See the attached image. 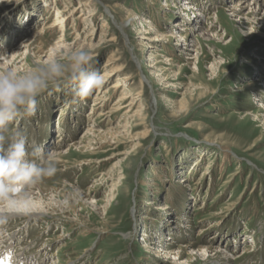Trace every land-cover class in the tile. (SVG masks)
<instances>
[{"label": "rangeland", "instance_id": "obj_1", "mask_svg": "<svg viewBox=\"0 0 264 264\" xmlns=\"http://www.w3.org/2000/svg\"><path fill=\"white\" fill-rule=\"evenodd\" d=\"M45 1L54 0L0 2V61L1 49L10 55L43 26L44 49L56 53L58 33L46 29L54 17ZM186 1L97 0L89 13L95 14L93 24L80 25L77 34L66 32L60 45L66 48L56 53L63 64L68 50H86L100 75L110 57L124 59L126 72L139 77L132 84L146 117L129 135L122 133L118 147L107 153L75 148L90 126L104 132L124 119L117 113L108 123L89 117L98 89L81 101L70 81L42 91L35 111L17 116L3 132L5 147L22 135L29 146L24 159L37 166L49 152L65 151L54 174L37 182L48 191L40 205L52 217L1 229L5 236L16 234L17 255L31 262L26 264H264V126L258 122L264 118V10L248 23L231 12L239 0H190L199 9L194 15ZM129 10L139 17L127 21L124 31L120 25ZM26 12L36 15L27 26ZM141 17L156 28L143 27ZM185 18L196 31L190 45L199 44L198 61L192 60L194 47L186 53L177 49L185 39L179 42L182 28L175 24ZM105 25L112 38L98 44ZM159 30L165 41L158 42L163 51L158 60L168 64L160 65L167 73L149 67L157 52L144 33L156 36ZM27 57L11 67L13 76L35 72L49 59ZM107 80L101 90L108 89L112 108L117 95L109 86L115 79ZM92 118L98 124L90 125ZM31 146L45 154L33 153ZM125 153L130 154L118 156ZM191 243L203 250L190 259L160 256L164 247L176 251Z\"/></svg>", "mask_w": 264, "mask_h": 264}, {"label": "bare ground", "instance_id": "obj_2", "mask_svg": "<svg viewBox=\"0 0 264 264\" xmlns=\"http://www.w3.org/2000/svg\"><path fill=\"white\" fill-rule=\"evenodd\" d=\"M1 1L2 0H0V2ZM95 1L97 2V0H95ZM95 1L94 0H54V1H45L44 2L43 7L47 8L48 10L52 9L53 10L52 11L53 17H54L52 20V23L49 24V26L47 25L48 27L46 26L47 27L46 29L49 30L51 35H53L54 33H56V34L58 33V35L56 37L57 38V47L53 48L52 52L58 53V51H60L62 48L63 49L66 48V46H62V47L60 46L61 43H63L62 41L66 40V37H67L66 32L72 33V34H77L76 31L78 30L80 25L84 28V26H87L89 24H93L92 18L95 17V14L92 15L89 13H91L90 10H92L93 8L96 9V7H95L96 5H94ZM239 1H241L240 4L233 6L234 8L232 9L231 12L235 13V16L242 18L244 21H246L248 23L252 21L250 17H253V19H254L255 16L262 13L264 10V0H253L254 1L253 6L248 2V0H239ZM186 4H187V6H186L187 10L194 15L195 11L197 10L196 5H194V3H188L187 1H186ZM171 6L176 7L173 4ZM77 10H79L80 12L88 13L89 15L84 16L83 18H77V16L74 15V13ZM247 11H248V13H246ZM127 14H128V19L125 22H122L120 25V28L122 27V30L126 29L127 21H128V23L129 22L135 23V20H137L139 17L138 15H136V13H134L131 10L127 11ZM34 17L36 18V15L33 12H31V13L26 12L25 19H24V23H26L25 26H27V22L34 19ZM141 18L142 19L144 18L143 22H145L143 27L147 28L146 25L148 24V26H150L152 30L156 28L154 23L147 20L145 17H141ZM185 20L187 21L189 19L185 18L182 21H179L175 24L176 27L182 28L180 31H182L183 34L180 35V41L179 42H184V39H185V43L184 44H182V43L178 44L177 49L186 53L189 51L191 52L190 48L188 49V46L194 47L195 51H192V52H196L197 56L192 58V60L198 61V60H200L199 55L201 52V50L198 48L199 44L195 42L196 45H190V42H192L191 39L193 37L191 33L196 32V31H195V29H193V26H191L189 23H186ZM263 21H264V19H263ZM44 27L45 26L42 27L41 31L34 32L31 34V36L27 37L26 38L27 41L23 42L19 47H17L15 50H13V52L10 55L6 51L8 49H4V50L1 49V51H3V53H4V54H2L4 57L0 61V70L4 71L7 69H11V67L16 65L17 62L26 61L28 58L27 56H30L31 53L41 55V57L46 56L45 60L48 58L49 59L54 58L58 61V59H57L58 55L56 53L51 54L50 52L48 53L44 49L43 39H41V36L39 35V34L43 33ZM205 28H203V31L206 30L205 32H207L208 30ZM24 29H25V27H24ZM106 29H107V26L105 25V27H103L102 30L99 31L101 40L98 41V44H101V42L104 44V42H106L108 39L112 38L111 33L109 31H106ZM250 32H253V30H250ZM159 33H161L160 30L157 33H155L156 36H154L151 32H149L148 34L144 33V34L149 36L148 41H150L151 44L153 45V47H151V48H153L152 53L157 52V54H155V56H154V61H153L154 65L153 66L149 65L150 68H153L156 65L159 67H163V66H160L161 64H164L166 66L168 65L167 63L158 60L159 57H162L161 53L163 52L160 50L162 47H159L158 42H164L165 41V40H163L165 38L160 37L161 34H163V33H161L160 35H159ZM92 38L93 37L91 36L90 39L92 40ZM148 44L149 43H147V42H145L143 44V46L145 47L144 50H146V48L149 47ZM92 46H94V45L90 44L89 48ZM24 58H25V60H23ZM123 60H121L120 58H116V57H110L106 61V63L102 66L103 72L101 73V76L103 77L104 84L108 83L107 78H114L115 79L109 86V87H111L110 89L113 91V93L115 95H117V99L115 101L116 103H115L114 107L110 108V106H109L110 97H109L108 89L101 90V88H102L101 87L100 89H98V91H97L98 93L96 94V96L94 98L93 109L91 110L89 117H92L95 115L98 119H100L102 121L101 123H104V122L108 123V121H110L114 117V115L117 113V114H120L122 116V118L124 119V123H121V122L118 123L117 122L118 125L117 124L113 125L110 123L111 124V125H109L110 127L107 129V131H104V132L100 131V130H93V128L90 126V128L86 132L87 133L86 137L81 138V140L75 144V148L78 147L79 149L86 150V151L87 150L88 151L101 150V151L107 153L113 149L112 148L113 145H117V147L120 145L119 141H117V139L122 136V133L129 135L131 133L129 131H130V129H132L134 127L135 122H137V121L140 122L142 120L144 121L146 115H144V109H143L144 104L142 102L143 99L141 98L140 93L135 92L136 89H133V84H132L133 81L139 77H137V75H135L134 73H130V72L127 73L126 72V71L130 70V68L127 67L126 65H124ZM171 60L172 59H170V61ZM15 68L16 67H14V69ZM161 70H163L166 73L169 71L168 67H165V66L163 68H161ZM249 85H250L249 88H254V86H255V84H253L251 82L249 83ZM109 92H110V90H109ZM261 102L264 103V97H261ZM252 117L254 118V116H252ZM258 120L257 121L260 123V125L264 126V118L259 117ZM89 123H91L90 125L98 124V122H96L93 118L91 119V121ZM105 125L107 126V124H105ZM140 125H142V124H140ZM140 125H139V127H140ZM135 127H138V126L136 125ZM104 136H107L108 138L102 139ZM138 136H140V135H138ZM89 137H91V138H89ZM100 137H102V138H100ZM130 138H131V136H130ZM132 139H133L132 140L133 142L137 140L134 137H132ZM206 141H208L211 144H217L214 141H210V139L206 140ZM58 143H60V142H58ZM81 145H83V146H81ZM135 146L136 145H134V148H136ZM42 152H43V150H42ZM53 153L54 154L52 156H53L55 163L56 162L59 163L61 161V159L63 158L65 151L53 152ZM129 154L130 153L118 154V156H125V155H129ZM225 160L227 161L228 159H225ZM47 189H49V188H47ZM114 189H115V187H113V191H114ZM45 191L48 192L47 190L39 188L37 186V183H35V184H31L29 186L28 190H26L22 194L23 198L26 200V202L28 204L29 211H27L26 213H22V214H11L7 217L6 221L3 224H0V245L2 243L3 244L5 243L7 237H11V239H9V240H13L16 238V234H13L11 232H10L11 234H9V236H5L4 233H2L1 229L7 227V224L9 225V224H13V223L16 224V222H23L25 224V225L22 224L23 226H28V225H31L35 222L42 221L43 218H47V217L51 218L52 217L49 213H47V214L45 213L46 212L45 209L44 210L42 209V208H45L46 205H44V206L40 205V203L43 204L45 201L43 198V196L46 195ZM86 196H88V195L86 194ZM111 197L113 198L114 195L111 194ZM8 233H9V231H8ZM2 234H3V236H2ZM174 245L175 244L173 243L172 246H174ZM202 250H203L202 248H197V245L195 243H191L186 248H184V249L180 248L179 250H176V251L173 249H170L168 247H164V250L162 251L163 254H161L160 256H161V258L171 260L172 262L173 261H176V262L181 261L182 262V261L186 260V258L190 259V257L195 256L194 254H196L197 252H201ZM209 251L210 250H208V252ZM6 257H7L6 255H1L0 264L2 262V259H5ZM53 257H56V256H52V260H53ZM156 257H159V256L156 255ZM17 261L19 262V260H17ZM29 262H27V263H29ZM5 263H7V261ZM11 264H12V262H11ZM16 264H18V263H16Z\"/></svg>", "mask_w": 264, "mask_h": 264}, {"label": "clouds", "instance_id": "obj_3", "mask_svg": "<svg viewBox=\"0 0 264 264\" xmlns=\"http://www.w3.org/2000/svg\"><path fill=\"white\" fill-rule=\"evenodd\" d=\"M65 63L48 59L38 65L35 72L13 76L9 69L0 73V224L11 214L29 211L22 194L27 185L35 184L54 174L55 161L49 152L43 166L28 162L24 158L26 139L21 135L5 147L3 132L19 115H31L35 111V98L49 87H58L64 81L74 82L75 95L87 100L104 80L93 68V58L81 48L71 49L63 57ZM33 153H41L37 146H31Z\"/></svg>", "mask_w": 264, "mask_h": 264}, {"label": "snow or ice", "instance_id": "obj_4", "mask_svg": "<svg viewBox=\"0 0 264 264\" xmlns=\"http://www.w3.org/2000/svg\"><path fill=\"white\" fill-rule=\"evenodd\" d=\"M10 256H11V254L9 253V254L7 255V257L5 258L6 261H7V264H11Z\"/></svg>", "mask_w": 264, "mask_h": 264}]
</instances>
